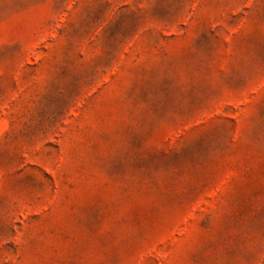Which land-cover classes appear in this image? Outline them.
<instances>
[{
    "label": "rangeland",
    "instance_id": "1",
    "mask_svg": "<svg viewBox=\"0 0 264 264\" xmlns=\"http://www.w3.org/2000/svg\"><path fill=\"white\" fill-rule=\"evenodd\" d=\"M0 264H264V0H0Z\"/></svg>",
    "mask_w": 264,
    "mask_h": 264
}]
</instances>
